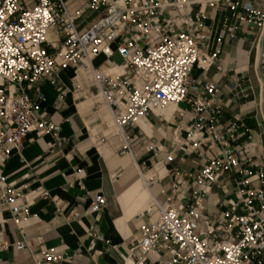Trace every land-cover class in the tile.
<instances>
[{"label":"built area","instance_id":"obj_1","mask_svg":"<svg viewBox=\"0 0 264 264\" xmlns=\"http://www.w3.org/2000/svg\"><path fill=\"white\" fill-rule=\"evenodd\" d=\"M240 1L0 0V206L9 210L10 219L17 225L25 222L31 200L48 193L41 189L33 196L25 192V184L9 181L6 161L22 148L27 135L57 136L60 130L27 92L45 80L61 100L68 89L58 83V72L70 67L72 94L84 84L96 89L112 118L109 135L121 138L122 152L131 153L128 127L181 102L189 104L191 113L190 122L179 126L189 136L185 146L197 148L207 135L221 148V156L205 158L190 174L193 189L185 202L176 183L171 184L172 197L151 202L122 264H264V164L254 146L244 151L231 145L244 127L242 118L236 116L218 129L219 88L206 83L203 96L189 93L193 67L214 65L226 36L223 29L214 35L203 25L204 8L224 7L234 14ZM245 18L264 35V11L247 9L240 16ZM223 28L234 38L227 20ZM51 31L55 41L49 39ZM112 44L122 65L110 60ZM99 54L107 56L106 70L93 65ZM121 67H129L132 75L118 73ZM260 80L264 86V78ZM148 149L156 154L159 148ZM222 173L234 184L228 208L220 219L203 218L205 197ZM104 206V196L95 193L85 214L96 218ZM75 217L72 211L67 219ZM87 234L92 231L87 229ZM33 258L35 264L64 259L42 247Z\"/></svg>","mask_w":264,"mask_h":264},{"label":"crops","instance_id":"obj_2","mask_svg":"<svg viewBox=\"0 0 264 264\" xmlns=\"http://www.w3.org/2000/svg\"><path fill=\"white\" fill-rule=\"evenodd\" d=\"M251 8L264 11V0H241L234 14L224 7L204 8L203 25L214 35L223 29L226 36L214 65L193 67L189 93L203 96L206 83L219 88L218 129L236 116L242 118L244 127L231 145L244 151L254 146L257 160L264 164V88L260 80L264 78V35L256 24L240 19ZM224 20L233 26L234 38L228 37ZM49 39L56 40L54 31ZM114 50L112 44L110 60L117 56L120 61L113 62L122 65L123 58ZM93 65L106 70L107 56L97 55ZM118 73L132 75L129 67L119 68ZM73 75L70 67L58 72V83L68 89L61 100L56 87L45 80L36 85L37 90L27 92L60 130L57 136L27 135L22 148L6 161L4 172L9 181L25 184V192L33 196L41 189L48 195L34 197L28 219L18 225L10 219L9 210L0 206V264H35L33 254L40 247L63 255L57 264H122L151 202L172 197V183L185 202L193 189L190 174L205 158L222 155L207 135L201 138V146H185L189 136L179 126L190 122L187 102L169 105L161 114L149 113L128 127L125 134L131 139V153L122 152L121 138L109 135L108 107L88 84L72 94ZM79 78L84 80V74ZM150 145L159 148L156 154L148 149ZM233 186L222 173L205 197L203 218L223 217ZM95 193L105 198L96 218L85 214ZM72 211L76 217L69 220ZM19 242L26 245L17 248Z\"/></svg>","mask_w":264,"mask_h":264},{"label":"rangeland","instance_id":"obj_3","mask_svg":"<svg viewBox=\"0 0 264 264\" xmlns=\"http://www.w3.org/2000/svg\"><path fill=\"white\" fill-rule=\"evenodd\" d=\"M93 15H94V14H93ZM113 61H115V62H119L120 59H119L117 56H114V57H113Z\"/></svg>","mask_w":264,"mask_h":264},{"label":"bare ground","instance_id":"obj_4","mask_svg":"<svg viewBox=\"0 0 264 264\" xmlns=\"http://www.w3.org/2000/svg\"><path fill=\"white\" fill-rule=\"evenodd\" d=\"M260 87V86H259ZM264 88V86H262V82H261V89Z\"/></svg>","mask_w":264,"mask_h":264}]
</instances>
